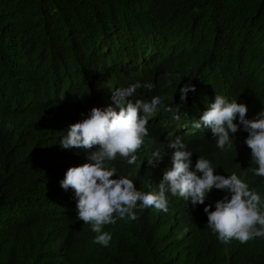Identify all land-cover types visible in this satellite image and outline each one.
I'll return each instance as SVG.
<instances>
[{
    "label": "trees",
    "instance_id": "1",
    "mask_svg": "<svg viewBox=\"0 0 264 264\" xmlns=\"http://www.w3.org/2000/svg\"><path fill=\"white\" fill-rule=\"evenodd\" d=\"M44 45L48 58L60 57L86 81L100 66L104 85L123 77L154 85L137 90L161 95V122L135 164L120 156L111 162L117 175L149 191L161 178L147 180L141 156L166 147L173 121L167 99L178 102L184 84L195 85L187 95L192 108L213 89L242 100L247 119L264 110V0H0V264H264V238L223 244L207 225L204 205L171 194L167 212L137 210L136 220L104 226L108 246L93 243L96 233L77 219L76 201L52 194L59 170L50 165L47 145L67 134L73 100L59 90L38 91ZM133 50L157 54L135 73L139 80L124 61ZM235 135L245 141L248 134L241 125ZM187 143L213 157L216 173L225 176L243 156L240 142L219 149L229 159L215 158L212 140ZM250 172L239 175L264 201V177ZM225 195L213 189L205 204L214 210Z\"/></svg>",
    "mask_w": 264,
    "mask_h": 264
},
{
    "label": "clouds",
    "instance_id": "2",
    "mask_svg": "<svg viewBox=\"0 0 264 264\" xmlns=\"http://www.w3.org/2000/svg\"><path fill=\"white\" fill-rule=\"evenodd\" d=\"M43 48L47 50L41 51L42 64L35 73L40 79L38 91L59 90L73 100L67 134L47 145L50 165L59 170L56 180L60 185L52 194H66L76 201L77 219L90 224L96 233L93 243L108 246L112 237L104 226L115 224L118 219L136 220L137 210L151 207L167 212L168 194L190 200L193 206L204 205L207 225L223 244L233 239L246 243L264 238V201L252 189L251 181L239 175L251 170L253 177H264V110L256 118L247 119L248 108L240 103L242 100H229L228 95L213 89L198 97L200 108H192L187 95L195 91V85L184 84L179 89L178 102L172 104L167 99L169 108L165 110L171 111L173 121H168L171 133L165 138L166 147L154 151L151 158L141 156V170L147 174V180L161 179L155 188L147 185L150 190L141 191L128 176L117 175L111 162L120 156L129 165L136 163L145 138L162 120L161 95L138 91L143 87L151 92L154 85L131 82L130 77L104 85L100 66L90 72L86 81L82 73H73L71 65L60 57L48 58L49 49L45 45ZM133 52L135 56H124V61L129 74L134 72L131 78L139 80L135 73L157 54ZM237 115L239 124L234 122ZM241 125L248 134L245 141H239L235 135ZM193 137L212 140L217 147H212L216 159H229V154L222 156L221 150L240 142L243 156L236 169L227 176L217 174L211 163L215 161L213 157L207 154L210 161L204 153L186 145L187 139ZM79 150L86 152V156ZM246 168L248 172L244 171ZM213 189L226 193L215 201L214 210L211 204H205Z\"/></svg>",
    "mask_w": 264,
    "mask_h": 264
}]
</instances>
